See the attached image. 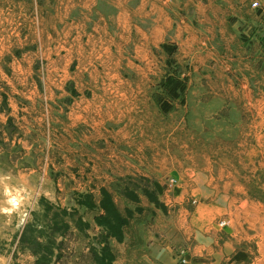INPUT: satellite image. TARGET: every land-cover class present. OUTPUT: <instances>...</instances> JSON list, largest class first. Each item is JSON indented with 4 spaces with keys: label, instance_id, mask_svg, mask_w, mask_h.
<instances>
[{
    "label": "rangeland",
    "instance_id": "1",
    "mask_svg": "<svg viewBox=\"0 0 264 264\" xmlns=\"http://www.w3.org/2000/svg\"><path fill=\"white\" fill-rule=\"evenodd\" d=\"M137 6L0 0V264H264V64L187 93Z\"/></svg>",
    "mask_w": 264,
    "mask_h": 264
},
{
    "label": "crops",
    "instance_id": "2",
    "mask_svg": "<svg viewBox=\"0 0 264 264\" xmlns=\"http://www.w3.org/2000/svg\"><path fill=\"white\" fill-rule=\"evenodd\" d=\"M134 2L138 3L135 11L124 15H154L155 19V40H146L138 46L146 51L150 44L169 43L176 45L178 52L185 53L188 65L187 93L206 94L211 84L220 83L223 84L224 93L231 89L235 97L241 96L243 79L250 81L247 75L244 76V71L251 68L258 74L263 70L259 69L258 62L264 64V0ZM255 2L260 5L258 8L252 6ZM91 44L86 51H90L93 56L96 48ZM124 80L129 85V79ZM122 100L129 101V97H123ZM125 111L128 113L129 109ZM208 241V246H198L199 250L203 249L207 253L208 248L209 252L223 257L226 248L219 251L214 248V245H220L219 234L212 235L211 230L206 231L202 242ZM223 245L226 246L225 242ZM238 255L244 256L237 259ZM247 257L244 253H237L233 261L239 262Z\"/></svg>",
    "mask_w": 264,
    "mask_h": 264
},
{
    "label": "trees",
    "instance_id": "3",
    "mask_svg": "<svg viewBox=\"0 0 264 264\" xmlns=\"http://www.w3.org/2000/svg\"><path fill=\"white\" fill-rule=\"evenodd\" d=\"M179 89H180V83L176 82V83L174 84V87L171 89V93H172V95L177 96L176 92H177V90H179ZM166 110H168V107H166ZM243 256H244V255H238V256H237V259H241Z\"/></svg>",
    "mask_w": 264,
    "mask_h": 264
},
{
    "label": "built area",
    "instance_id": "4",
    "mask_svg": "<svg viewBox=\"0 0 264 264\" xmlns=\"http://www.w3.org/2000/svg\"><path fill=\"white\" fill-rule=\"evenodd\" d=\"M252 6H253L254 8H258L260 5H259L257 2H255V3L252 4ZM220 226H221V227L226 226V223H225V222H222V223H220Z\"/></svg>",
    "mask_w": 264,
    "mask_h": 264
}]
</instances>
